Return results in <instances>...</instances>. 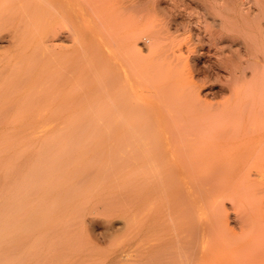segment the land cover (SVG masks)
I'll return each mask as SVG.
<instances>
[{"label": "bare ground", "instance_id": "1", "mask_svg": "<svg viewBox=\"0 0 264 264\" xmlns=\"http://www.w3.org/2000/svg\"><path fill=\"white\" fill-rule=\"evenodd\" d=\"M256 2L258 3V13L261 12L260 14H264V0H257ZM137 9H138L137 3L134 0H0V47H6L8 43H12V46L15 44L19 45V50H18L19 52L17 53V48L15 50L16 51L15 53L17 54V57L15 58V62H12L14 66L13 67L10 66L11 68H9L10 69L9 71L10 72L12 71V72L11 73L8 72V74L5 75L6 78L4 77L3 79L2 77V81L0 82V100L5 101V104H7L8 102H11L9 100L15 98V96L17 95L18 99H16L15 101H12L11 104L13 105V102H16L17 100L20 101L19 103L20 108L19 106L18 108H12V105H9V104L7 106L5 105L4 107H1L0 116L5 115L7 117V115L9 114H11L12 116H14L15 114L16 115L21 114L22 116L24 114L25 116L30 115V117H32L31 115L33 116L39 115L40 113L39 110H35L34 108L32 109V106H35L34 104L35 103L37 104L39 99L42 97L40 96L41 95L40 93H46V91L47 93H49V90L44 89L45 91L42 90L43 92L39 91L43 89L44 85L42 84L45 83V81H43V83L39 81L40 83H42V84H39L41 89L38 88V86L36 87V85L38 84L37 80L39 78V74L38 76L36 74L34 75L33 71L31 70L32 68L34 69L33 66L38 65L39 61L37 62V64H35L36 62L35 60V62H33L34 64L32 63L33 65L30 63L34 60V58H36V56L37 58L38 57L42 58L47 54L52 56L53 52L55 51L54 52L55 57L57 56L58 58H60V61H62L61 59L64 58L65 56L75 57L76 52H78V55H76V58H77L76 61H77L79 57L91 54L92 52H98L100 57L103 58L105 56V54L101 51V47H103V50H105V53H107V57H105L103 61L107 60L109 69L104 71L103 73H100L99 75L102 74L101 76H97L96 78L93 77V79L90 73L89 74H90L91 79L88 78L87 75L81 76L82 78L80 79V82L82 83L79 82V79L77 83L78 82L80 84L85 83L82 87L78 85L79 83L78 84L76 83L75 85L72 84L73 86L72 88L69 86L70 90H69V87L66 86L67 90H69V92L66 93L67 95H65L66 98L68 97V94L70 92L73 93L72 91H74L76 96H79V97L75 98L74 96L73 99L70 98L71 100L67 99L65 101L63 98H60V102H56V103H59V106H60V108L59 106L57 107L59 109L57 112L60 111L61 114L64 112H67L73 115V113L76 114L77 110H79V109H75L74 107L84 105L83 113L80 112L81 115L82 114L83 115L85 114L86 116L92 115L93 117L99 116L97 119L95 118L97 121L99 118L100 119L102 118V120L104 121L103 135L101 136L100 139L96 138V135H95V139H94V136H93V139L96 141V143L98 142L96 139L102 142V143L100 142L98 143H100L99 145H102L103 147L101 150L103 151L102 156H104V154L109 156V157L108 156L105 157L106 162H109V161L112 162L114 160L113 161L114 165L115 164H118V166L122 165L123 167L127 169L133 167L134 169H136L137 174H140L138 176L141 179L139 184L141 185L142 191L141 192L138 191L139 192L138 197L144 194L143 190H145V186L148 183H150V182H147V180L151 181V178H154V182H155L154 183L152 181L154 185H151L150 187L152 188L148 189L149 197L150 195L152 196L151 198L152 202L156 198L155 197L156 195L158 196L160 194L164 195L166 196V197H163L165 199L170 194L174 195L173 198H171L170 202L166 201L165 205L163 204L159 205L156 203L150 204L151 200L148 198L147 200L149 202L147 200L146 201L149 203L151 207L154 205L152 207L153 209L150 207L152 209V211H150L151 209H148L144 205V207H146L150 211L151 214L150 215L148 214V216L147 214H145L146 216L143 217L141 216V214L143 215L144 211L147 209L146 208L144 209V207H142L143 209L141 211L143 213H140L141 220H138L139 222L141 221V224L139 223L137 225V222L135 223L137 228L134 227L135 224L133 225L129 224L132 221H134L132 220L130 222L129 219L131 218L129 219L127 218L126 220L123 219L122 217L114 218V212H116L117 210L115 211V209L114 210L112 209L106 213V215H109L108 217L106 216L107 218L101 219L99 221H97L96 219H91V218L86 219L85 214H83L84 212L83 213L80 212L79 222H81V224L79 222L77 223L83 226L82 228L76 225L78 227L76 229H74V227L73 229L68 228V230H67V227L66 229H62L61 226H60L61 229H55L56 224L55 223L53 224L55 215L60 213L59 212L60 210L64 211V209H62L61 207L57 208V205L59 203L55 205V200L58 199V197L55 195V184L50 183L49 185H47L49 183L48 182L46 184L47 186H45L44 182L46 181H44L43 183L37 182V184H32L31 182L32 180L28 179L30 175L29 172H28L29 175H26L25 171L27 168L28 169L35 168V169L40 170V174L43 175L44 177H47L46 176L47 174L55 172V170L57 169L55 167L56 165L55 163H58V162L61 163L64 161L62 158V156L65 155L64 152H66V154L68 152L69 154V151H70L68 149L69 142H68L67 136L66 137H64V135L61 136V134L59 137H55V135L54 136L50 135V137L48 136V138H43V140H40V138L37 136H33V135L28 136V138H25L27 140L23 142L21 146L18 147L19 149H16L15 151H13L12 149V153L11 152L9 153V159H8V163H9L8 169L10 170V175L8 174L9 179H10V176L17 179V177H19L20 175L21 180H23V182L21 181L22 184H20V181H17L15 179L10 180L12 181L10 182L11 186L9 188L7 187L8 189H6V190H9L8 191L9 195H7L8 196V199H7L8 200V203H7L8 213L7 214L9 218H7L8 222L5 223L6 224L5 227L9 226L10 232L9 230L7 231L5 230V232H7L6 235H10V238L9 240H7V242L3 243L4 245L2 244L3 246L0 245L1 248L5 247V249L7 250V253H5L7 256L4 257V259L6 260V264H10V263L17 264L19 262L23 263L26 260H28L26 264H205L206 261H209L210 262L209 264H264V209L260 208V206L262 205H261V202L258 201L259 199L257 200L258 197H255L258 202L253 198L255 194L253 197L251 196L250 198L251 199L253 198L252 200H254L253 201L254 203L256 202L260 204L259 206L257 205L258 207L255 204H253L252 200L251 202L248 200L249 198L248 194H246L248 198L246 197V195L245 197H243L244 200L246 199L248 200L246 203L248 202L249 204L252 203L254 205V208H257V209L253 208V210L251 209L252 211L250 210L251 212L250 211L248 212L246 219L243 220L242 223L239 225L240 227L238 228V230L235 229L234 227L228 226V224H223L220 220L222 218L218 219L220 221H217V219L215 218L216 220H214V222H217L218 225H222L217 230V232L219 233V236L217 233H214L216 231V230L214 231V229L218 225L216 226V225L211 224L209 220L206 218V216L205 218L201 217V219L192 220V218H194V215L191 213L192 214L191 217L187 216L188 214L186 215L183 211V212H180L176 216V220L175 219L173 220V223L171 224L172 227L167 226V225H170L168 223L169 221L167 222L168 224L165 225L163 223L164 220H162L161 218L162 210H164L163 208L165 209L167 208L169 210L171 209L172 206L180 205V207L184 206V208L182 207L183 210H185V208L197 210L204 206L203 201L205 198L212 199L214 203L215 198L213 199V196L218 194L219 190H221L222 188L221 187L219 188L220 185L218 187L212 186L214 185L215 182H217V181H215L214 183L212 182L213 180H215V178H218L216 174L214 173L211 174L213 177L214 175H216V177L212 181H209L212 178L211 175L208 176L207 174L208 177H200L201 176L200 171L204 167L209 166L215 169L217 168L216 166L222 165L224 167L222 168V170H220V172L223 171L224 173V172L233 171L237 167L243 166L244 168H246L249 165L251 166L256 165L257 163L260 162V161H256L257 156L255 158L256 153H254V149L256 148V143L260 141L262 137H264V77L263 75L258 73L259 75H261V80H260V76H258L259 78L256 77L258 81L259 80L260 81L258 83L256 81L255 82L256 84H253L252 88L248 85L251 89L248 88L247 86L245 88V89L248 88L246 91V90H243L244 88L241 85L242 83L241 79H240L241 83L240 84L238 83V85L240 86L238 88H235V86H237L236 84L237 76L236 77L234 76L233 83L235 82L234 84L236 85H234L233 90L231 89L232 95L230 96V99L227 100L226 105H224V108H226V110L224 109V111L226 112L223 111L224 112L223 114H225L224 120L226 119V121H228L227 119L231 118V121H230L231 123L228 122V125L229 123L230 125L228 126L226 124V127L222 128L220 132L221 135L220 134H219L220 136L218 135L219 137L218 136L213 137L214 135L204 136L201 131L202 129L198 128L199 122L201 121L202 123L203 121L201 120L202 116L200 117L201 111L205 110V106L203 102L198 98V94H197L198 88L201 86V83H200L201 80L199 79L196 80L193 78V76L187 75V76H182V77L177 76L173 78H168L160 82L158 80V82L156 83L155 82L153 83V81L148 83L141 75H138L136 73L135 66H142L147 62L144 61L145 60V57H144L143 64L141 65L142 60L141 61H139L140 59L138 60L140 55L137 56L138 58H135L137 54L133 56L134 54L133 52H135V49H134V46L131 47V44H130L131 40L141 35L146 38H150L154 36V34L150 32L151 29L148 23H146L147 16H144V20L146 21H142L141 17L143 14L139 15L138 13L139 10ZM136 14H137V17H136ZM187 21L185 22L189 24L190 21L192 20H190L189 22ZM78 22H81V24H78ZM105 22H107V24L104 26V28H101L98 26V23H105ZM62 26L71 27L70 29L72 30V32H69L70 31L69 28L68 29L66 27L64 28L67 31L69 30L68 32L71 33V38H72L73 43H75V45L59 44L61 32L62 30H65ZM197 26L198 28L200 27L199 25ZM61 27L63 29H61ZM251 31H252L251 32L252 35L249 33V35H251L250 40H253V43L255 42L254 44L255 46L258 45L256 46L257 50L261 52L260 54L259 53L258 54H259L261 61H263L264 59V28L261 25H259L258 27L251 28ZM210 35L211 34L209 32V36ZM254 38L256 40H254ZM26 39H29V40L33 39L35 40V42L27 43ZM53 39L55 40V44L53 45L47 44V42ZM111 40H114L117 50H114L113 47L111 46V42H110ZM86 43L90 44L89 48L86 45ZM84 45L87 46L88 51L83 54L80 50L83 48ZM15 46H13V49L15 48ZM6 48L4 49L5 52L7 51V54L5 55L6 58L4 57L0 58L1 64L3 63L2 61L4 59L11 60V58L13 57L11 55L12 48H9L8 46ZM128 49L130 51L132 50L131 54L130 52H127ZM27 52H30V56L28 59H32V61L30 60L28 64L29 67L31 66V69L28 67L26 69L23 68L25 71L23 70V72L18 73L20 71V70L18 71V69L20 68V66H22L21 62H23V59L25 58V54ZM247 54H245L244 56H246ZM50 56L47 55L46 57L49 58ZM87 58L88 56L86 57V59ZM28 59L27 61H29ZM82 59L84 60L85 57ZM255 60L253 59V61ZM60 61L58 59V62ZM64 61L62 65H64ZM46 62L44 63L47 66L48 62L47 63ZM68 62L70 61L68 60ZM241 62H244V61H241ZM89 63L86 65H88V67L91 68ZM244 63H241V64L246 65V63L248 64V61H246L245 64ZM237 64L235 65L237 66ZM68 66L67 67L63 66V68L61 67L60 69H64V68L66 69L68 68ZM127 66H131L132 69H128ZM251 66H254V65L251 64ZM2 67H0L1 68L0 69V79H1V73L3 74V72H5L7 69L6 67L8 66L5 64V68H4L5 71L2 69ZM75 67H78V66H75ZM41 68H42V65H41ZM41 68L39 70L42 71L43 68L42 69ZM70 68L71 69L68 73L71 72L70 73L71 75L73 72L71 70H73L74 67L72 66ZM16 70L18 72H16ZM52 71H54V69H52ZM59 71L56 70V72L55 71L54 72L58 73ZM54 72H51V74ZM12 73H14V75ZM59 74H61V76L60 75L59 76L63 79L64 77L69 76V75L64 76L65 74L64 72L59 73ZM262 74H264V72H262ZM45 75H47V76H44L46 78L48 76L49 77L52 76V75L50 76V74L48 75V73ZM96 75L97 73L96 74L94 73L93 76H96ZM60 77L59 78L56 77L55 78L56 80L55 79L53 80L55 82L53 83L52 81L51 83L52 85L50 84L48 86L51 88L52 86L57 84V80L60 79ZM69 77L71 79V76ZM73 77L71 80H73ZM248 77H250V75ZM46 78H44L43 80H46ZM68 78H65V79L68 80ZM12 79L18 80L17 82H19V84L17 82L13 83L14 81H10ZM50 79L52 80V78ZM66 80L65 82L68 83L69 81L67 82ZM71 80H70V83L71 82L74 83L76 78L74 79V81H71ZM5 81L10 82V83L12 82V83L3 85V82ZM47 81L49 82L50 80H48L47 78ZM47 81L45 84L46 86L48 84ZM92 81H96L97 83L95 82L96 84H93ZM61 82H63L62 79H61ZM21 83L22 85H20ZM58 83H60V81ZM76 85L77 87H79V90H77ZM61 86L60 88L62 89V87L64 86L62 87ZM49 87H46V88L48 89ZM57 88L55 91L56 93L55 94L53 93V95L56 97H57L58 91L61 90L60 88L59 89ZM51 89L53 90L54 88L52 87ZM63 90L65 91L66 89H63ZM59 93H63V92L59 91ZM46 94L45 96L48 95ZM49 95H51V99H53L54 96L52 94H49ZM247 95L250 96L251 98H249ZM71 96L73 95H70V97ZM245 98L251 99V101H248L250 102L248 103V105H244ZM89 99H94L95 101L99 99L100 101L99 100L98 101L101 103L98 104L99 102L98 103L96 102L97 106L91 105L93 103L89 104L88 103ZM31 100L32 101L36 100L37 102L35 101L34 104L31 103L33 104L31 105L29 104L30 102H32ZM53 100L55 101V99ZM26 105H28L29 107L31 105L30 107L31 109L26 108L25 107ZM41 105H43V102ZM54 105L56 106V104ZM222 105H223V102H222ZM216 107H218V105H216ZM38 108L40 109L39 106ZM217 109L219 110V108ZM53 111H56V108ZM55 114L57 113H54V115ZM216 114L219 115L220 113H216ZM85 115L83 117H86ZM180 115L183 116L182 117L183 123L180 122L181 124L179 125L180 120L175 119V118L177 116L178 118H180L181 117ZM204 116L205 115H203V118ZM236 117L240 120V123H238L239 120L237 119L238 121L235 124L238 123V125L234 124L233 126L231 124H232L233 119ZM222 119H221V122H223ZM210 122H212V120ZM221 122H219V126H221ZM251 122H253V125H254L253 128L256 129V127L259 126L258 131L255 133L248 132L249 129L247 128V125L250 124ZM88 123L90 122L88 121L87 124ZM256 123H258L257 126L255 125ZM202 124H200L199 126L203 127L204 124L203 125ZM181 125L182 126L189 125V126L187 130H185L186 128L184 129L182 127L184 130L181 131L182 128L181 130L179 128L181 127ZM100 126L102 127V125ZM100 126L98 127V129L100 128ZM214 126H213V129L216 126H218V123L216 124L215 127ZM89 127L90 128L92 127L91 124L89 125ZM89 131L87 129V133L85 131L84 132L87 135H89L88 134ZM250 131H252V129ZM90 133L92 135L91 131ZM84 134L83 136L86 135ZM75 136L76 135H74V137ZM74 139L77 140V138H74ZM74 139H73V143H74ZM93 139H91L92 142L94 141ZM70 140L72 139H69V141ZM84 141H85L84 145L82 143V145H73V146H76L75 149H77L78 147L82 148V150H84L83 152L86 153L88 152V149H90L89 148L90 146L88 147L87 145L91 141L89 139L87 140L85 139ZM261 142L263 141L261 140ZM94 146L96 145L93 144L92 146L93 148L91 147L93 150V154H95L96 152V151L94 152V149H95ZM98 150L100 151L99 148ZM256 152L258 153L259 149ZM79 154L85 156V154H82V151ZM79 154L77 156H79ZM96 154L94 155L95 159L96 157L101 158V154H99L100 156L98 155L96 156ZM258 154H261V153H258ZM72 156L70 157V159L72 158ZM90 156H93V155H90ZM244 159H247V162L242 163V160ZM117 161L118 163H116ZM261 161L264 162L263 159H261ZM80 162L82 163V161ZM93 162L94 160L91 161L92 163L91 167L95 165L94 163H96V162L94 163ZM70 163H71V160H70ZM104 163H105V160H104ZM30 165H33V166H30ZM67 165H69L68 162H67ZM89 165H86L85 169L88 168ZM106 165L108 166V164ZM82 166L84 167V165ZM102 166L100 165L99 167L102 168ZM91 167H89V170ZM99 167L98 169H100ZM94 168H92V170ZM109 169L104 168V172L105 170L107 171ZM116 169L118 170V168ZM89 170L87 171L89 172L87 174L88 176L89 174H91L90 173L91 170L90 171ZM94 170L96 171V169ZM128 171L127 173H129ZM58 172L60 173L61 171H58ZM114 172L117 173L116 170ZM59 173L57 174L59 175ZM96 173H99V171H97ZM245 173H248V172H245ZM73 174L74 173L72 171V175ZM125 174L123 176H125ZM120 175L118 176V178L120 177ZM91 176H92L91 179H93L94 174ZM96 176L98 177L99 175H96ZM220 176H222V174H220ZM33 177L36 180L35 176ZM74 177L75 175L72 178ZM185 177H190V178L186 180ZM94 178L96 177L94 176ZM100 179L101 177L99 178V180ZM221 179L219 181H221ZM99 180L96 182H100ZM110 180L111 179H109V181ZM15 181H17V183ZM55 182H52V183H55ZM106 182L109 183L108 181ZM122 182L120 183L122 184ZM130 182L131 181L129 179L128 183ZM210 182L212 183V185ZM18 184L20 187L18 186ZM97 184L98 183H96V185ZM124 184L126 185V182L125 183L123 182V185ZM111 185H113V183ZM215 185H218V184L215 183ZM227 185L229 184L227 183ZM91 186L96 187L93 184ZM114 186H115V183H114ZM118 186H115L116 189ZM115 187L112 189H115ZM134 187L136 188L135 185ZM138 187L140 188L139 185ZM65 188L67 189V187ZM71 188H74V187H71ZM227 188L229 189V187ZM227 188L226 190L224 189L223 192L228 191ZM237 188L238 189L241 188L243 190L242 186L241 187L237 186ZM66 189L64 190L66 191ZM121 189H123V187H121ZM233 189L231 191H233L234 194L235 193L238 194V192L235 191V189L234 190ZM241 189L239 190L241 191ZM244 190L246 189L244 188ZM68 191L70 192V190ZM132 191H135V190L132 189ZM109 192H111V190H109ZM242 192L244 193V191H241V193ZM75 193L76 192H74V195H76ZM127 194H128L127 192L124 193V196H126ZM134 194L137 196L136 192ZM134 194H132L131 197H134L135 196ZM238 196H235V197H238ZM229 197L233 198L234 201L238 200V198L235 199V197H233L232 194ZM129 198L125 200L129 201ZM160 199H162V196ZM261 199L263 198H260V200ZM123 200L124 199H122V201ZM212 200L210 201L212 202ZM65 201H66V198H65ZM240 201L238 200L237 202H240ZM217 202L219 203V201ZM124 203L125 201L123 202V204ZM114 204L115 203H113V206ZM262 204L264 205L263 202ZM242 205H245V204L243 203ZM66 207L68 206H65V211L67 210L69 211L70 209L68 208L70 207H68L67 209ZM263 207L264 206H262V208ZM92 209H94V206L92 207ZM92 209H89L88 211ZM79 210L81 211V208ZM204 210L206 209L204 208ZM211 210H210V213H211ZM2 212L3 214L5 213L4 211ZM214 213L216 212L214 211ZM64 214H66V212ZM67 215H69V212L67 213ZM122 215H123V212H122ZM211 215H213V213ZM215 215L216 214H214L213 216L215 217ZM200 216L198 218H200ZM89 217L93 218V216H89ZM95 217L97 218L98 216L95 215ZM115 217H117V215ZM32 219H39V222L40 221L41 222L38 223L37 225H39V227L40 228L42 227V228L37 231L28 232V230L25 229L24 223L26 221L27 222L32 221ZM98 224H102L103 227L101 230L95 228ZM5 227L3 228L5 229ZM69 227H71V225ZM175 227H178V228L176 229ZM170 228H174V229L171 230ZM96 229L98 231H96ZM219 229L221 230V232H219ZM124 230H126L127 232H124ZM17 232L18 234L16 235ZM212 234L213 236L217 234L218 237L215 238L214 236L215 240H213V238L210 237V235ZM30 240H33L34 244L32 243V245L25 247L27 242ZM5 249L3 248V251ZM3 251L0 252V254L3 253ZM130 255H132V257H134L135 259L132 260L131 263L128 260H127L128 262L124 261V259L125 258L127 259V257ZM4 259H2V262L4 261Z\"/></svg>", "mask_w": 264, "mask_h": 264}, {"label": "rangeland", "instance_id": "2", "mask_svg": "<svg viewBox=\"0 0 264 264\" xmlns=\"http://www.w3.org/2000/svg\"><path fill=\"white\" fill-rule=\"evenodd\" d=\"M134 1L137 3V8H138L137 10H139V12L138 11L137 12L139 13V15L140 14H143L142 17H141V20L142 21H146V20H144V16H147L146 23H148V25H149V27L151 29L150 32L154 34V36L153 37H150V38H146V37H144V36L141 35V36H138L135 39L131 40V43H130L131 44V47L134 46V49H135V52H133L134 53L133 56L137 54L135 58H138L137 56L140 55L139 58H138V60L139 59H140L139 61L142 60L141 65L143 64L144 57H145V60L144 61L147 62V63H145L142 66H135L136 73L138 75H141L146 80V82H148V83L151 82V81H153V83L154 82L156 83V82H158V80L160 82V81H163V80L168 79V78H173V77H177V76L182 77V76H187V75L193 76V78L196 79V80L197 79L201 80L200 81L201 86L198 88V93L197 94H198V98L203 102V104L205 106V110L204 111H201V115H200V117L202 116L201 120H203L202 123L204 125L200 121L199 124H198V128L202 129L201 131H202V133H203L204 136L205 135L206 136H208V135L213 136L214 135L213 137H217L219 134L221 135L220 132H221L222 128L226 127V124L228 125V122L231 121V118L230 119H227L228 121H226V119L224 120L225 114H223L224 112H226V111H224V109L226 110V108H224V105H226L227 100H229L230 99V96L232 95L231 89L233 90L234 89V85H236V84H237V86H235V88H238L240 86V85H238V83L240 84L241 81H242L241 85L244 88L243 90H246L247 91L248 88H250V87L252 88L253 87V84H256L255 83L256 81L258 83L261 80V75H263V77H264V74H262V72H264V59H263V61H261V59L259 57V54L261 52L259 50H257V47H256L258 45L255 46L254 45L255 42L253 43V40H250L251 35H252L251 28L258 27L259 25H261L264 28V14H260L261 12L258 13V3L256 2L257 0H215V1L214 0H134ZM212 1H213V3H212ZM182 9H184V10L187 9V10L184 11ZM188 10H189V12H188ZM136 17H137V14H136ZM138 17H140V16H138ZM187 20H189V21L192 20L189 23L190 25L185 22ZM189 21H187V22H189ZM78 24H81V22H78ZM106 24H107V22H105V23H98V26L101 27V28H104V26ZM196 24L199 25L200 27L198 28V26ZM62 27L63 28L66 27L67 29L68 28L69 29L71 28V27H67V26H62ZM62 27H61V29H63ZM66 31H67L66 29L65 30H62L61 36H60V39H59V44H62V45H70V44H73V45H75V43H73V41H72L71 33H69V32H72V30L71 29H70V31L68 30L69 32L68 31L66 32ZM209 32L211 34L210 36H209ZM249 33L251 35H249ZM54 39L53 40H50L49 41L50 43L47 42V44H49V45L55 44V40ZM254 40H256V39L254 38ZM26 42L27 43H34L35 40H33V39H30V40L29 39H26ZM110 42H111V46L113 47V49L114 50H117L116 49V46H115L114 40H111ZM87 43H86V45L89 48L90 44H87ZM8 44H7V46L9 48H12L11 49V55L13 57L11 58V60L4 59L2 61L3 62L2 64L0 62V67L3 66L2 67L3 70L5 68V64L8 66V67H6L7 68L6 71L4 70L5 72H3V74L1 73L0 82L2 81V77L4 79L5 75L8 74V72L9 73L12 72V71L11 72L9 71L10 70L9 68H11L10 66H12V67L14 66L12 62H15V58L17 57V54L15 53L16 52L15 51L16 48H17V53L19 52L18 51L19 50V45L18 44H15L17 47L15 45H13V46H15L14 49H13L12 43H8ZM86 45H84L83 48L80 50L83 54L88 51V48H87ZM6 47H0V58L1 57L2 58L3 57L6 58L5 55L7 54V51L6 52L4 51V49ZM101 51L105 54V56L103 58L100 57V55L98 54V52H92L91 54H88V55H85V56H82V57H79L78 56L79 59L77 61H76V59H77L76 58V55H78V52H76L75 57H67V56H65L64 58L61 59L62 61H60V58H58L57 56L55 57V53H54L55 51L53 52L54 55L52 54V56H50L49 54H47L48 56H50L49 58L46 57L47 55H45L42 58L40 57L41 59L39 57L37 58V56H36V58H34V60L32 61V59H28L29 56H30V52H27L25 54V58L23 57L24 59L21 58V59H23V62H21V65L22 66L19 65L20 68L18 69V71L19 70L20 71L18 72L16 70V72L21 73L24 70L23 68L26 69L27 67L31 69V66L29 67V65H28L29 62H30V60L32 61V62H30L31 64L33 62H35V60H36L35 64H37V62L39 61L38 65L33 66L34 69L32 68V70H31V71H33V74L34 75L36 74L38 76V74H39V78L37 80L38 81V84L36 85V87L38 86V88L41 89V87L39 86V84H42L43 81H45V83L42 84V85H44L43 89H41L39 91L40 92H43L42 90L45 89V90H49V93H47V91H46V93L48 95L46 93H40L41 94L40 96H42V97L39 99V101H41V102L38 101L37 104L36 103L34 104V102L36 100L35 101L34 100L33 101L31 100L32 102L29 103V104L33 103L35 105V106H32V109L34 108L35 110H39V112H40L39 115H36V116L31 115L32 117H30V115H26L25 116L24 114L22 116H21V114H17L18 116L16 114L14 116H12L11 114H9V115H7V117L5 115H1L0 116V199H2V200H0V208H1L0 209L1 210L0 211V216H1L0 217V221L2 222V223L0 222V230H1L0 231V236L2 237V238L0 237V240H1L0 245L1 246H3L4 245L3 243L4 242H7V240H9V238H10V235H6L7 232H5V230L6 231L9 230V232H10L9 226L5 227L6 226L5 223L8 222V219L7 218H9L8 217V214H7L8 213V204H7L8 203V200H7L8 199V196L7 195H9L8 194V191L9 190H6V189H8L11 186V183L10 182H12V181H10V180L15 179L17 181H20V184H22L21 181L23 182V180H21L20 175H19V177H17V179L16 178H13L12 176H10V179H9V175H10V170L8 169L9 168L8 167L9 166V163H8L9 153L10 152L12 153V149H13V151H15L16 149H19L18 147L21 146L22 143L27 140L25 138H28V136H32V135L39 137L40 140H43V138H48V136L50 137V135H52V136L55 135V137H59L60 134H61V136L62 135H64V137L67 136V139H68V142H69V144H68V149L70 150V151L68 150L69 151V154H68V152H67V154H66V152H64L65 155L64 154H63L64 156L61 155L64 161L61 162V163H59V162L58 163H55L56 164L55 167L57 168V169L55 168L56 169L55 172L50 173V174H47L46 175L47 177H44L43 175L40 174V170L35 169V168H29V169L27 168L26 171H25L26 175H29L30 174L29 177L28 176L27 177H28V179L32 180L31 181L32 184H37V182L38 183H40V182L43 183L44 181H46V182H44L45 186L49 185L50 183L51 184H55V195L58 197V199H57L58 201L55 200V205H57L59 203L57 205V208L58 207H61L62 209H64V211L60 210L59 211L60 213H58L57 215H55V219H54L55 221L53 220V224L54 223L56 224L55 225V229H61V228L62 229H66V227H67V230H68V228L69 229L70 228L73 229V227H74V229H76L78 227L82 228L83 226H81L80 225L81 222H79V220H80L79 219L80 218V216H79L80 212L81 213L84 212L83 214H85V218L86 219L87 218L88 219L91 218V219H96L97 221H99V220L104 219V218H107L109 216V215H106V213L109 210H112V209L114 210L115 209V211L116 210L117 211L114 212V218H120V217H122L125 220L127 218L128 219L131 218V219H129V221L130 222L132 220H134V221H132L131 223L128 222L130 225H133L136 222H137V225L139 223L141 224V221L140 222L138 221V220H141L140 219L141 216L145 217L146 216L145 214H147V216H148V214L149 215L151 214L150 211H152V209H153L152 207L154 205L151 207L149 205V203H148L149 201L147 199L149 198L151 200V198H152L151 195L149 197V191H148V189L149 188H152V187H150L151 185H154V183H155L154 182V178H151V181L147 180V182H150V183L147 184V182H146L147 185L145 186V190H143V193L144 194L142 196L138 197V193L141 192L142 190H141V185L139 184L140 181H141V179H140V177L138 175H140V174H137L136 169H134L133 167L127 169V168L123 167L122 165L118 166V164H115L114 165V162H113L114 160L112 161L113 163L111 161L106 162V158L105 157L108 156V155H105L104 154V156H102V154H103L102 152L103 151H101V150H102L103 147H102V145H99L102 142L100 140H98V139L101 138V136L103 135V132H104L103 131L104 121L102 120V118L101 119L99 118L98 121H97L96 119L99 116H94L93 117L92 115H87L86 116L84 114L86 117H83L84 115L83 114L81 115L80 112L83 113V111H84V105L74 107L75 109H79V110H77V113L76 114L73 113V115L71 113H67V112H64L62 114L60 113V111L57 112L59 110L57 108L59 106V103H56V102H60V98H63L64 101H65L67 99L68 100H71L70 98L73 99L74 96H75V98H78L79 97V96H76V94L72 90L71 91L73 93L70 92L68 94V97L67 98H66L65 95H67L66 93L69 92L70 87L71 88L73 87L72 84L75 85L77 83L78 79H79V82H80V79L82 78L81 76L87 75V77L90 78V74H91L92 79H93V77L96 78L97 76H101L102 74L99 75L100 73H103L104 71H106V70L109 69L107 60H104L103 61V59L105 57H107V53H105V50H103V47H101ZM127 52H130V54H131L132 50L130 51L128 49ZM256 52H257V54H256ZM14 53L16 54V56H15ZM245 54H247L248 56L247 55L244 56ZM128 55H129V53H128ZM87 56H88V58L86 59ZM242 56H244V57H242ZM84 57H85V59L83 60L82 58H84ZM247 57H248V59H247ZM13 58H14V60H13ZM45 58H46V60H45ZM70 58H71V60H70ZM27 59L29 61H27ZM58 59H59L60 62H58ZM253 59L254 60L256 59V60L253 61ZM68 60L71 63L68 62ZM5 61H6V63H5ZM63 61H64V65H62L63 64ZM74 61H76V62H74ZM241 61H244L245 63H246V61H248V64L249 65L247 63H246V65H243L241 63H244V62H241ZM44 62L47 63V66H46V64ZM237 62H238V64H237ZM88 63L91 66L92 69L90 67H88V65H86ZM250 63L252 65H254V66H251ZM256 63H258V64H256ZM55 64H57V65H55ZM235 64H237V66ZM41 65H42V68L43 69L41 68ZM16 66H18V65H16ZM63 66H66V67L68 66V68H66L67 70L65 68L64 69H60L61 67L63 68ZM72 66L74 67V69L72 68L73 70H71V71H73L72 72L73 75L72 74L70 75L71 72L70 73H68V72L70 71V69H71L70 67H72ZM75 66H78V67H75ZM255 66H256V68H255ZM40 68L42 69L43 72L41 70H39ZM89 68H90V70H89ZM127 68L128 69H132L131 66H127ZM44 69L45 70L47 69L46 70L47 72ZM52 69H54L55 72H56V70L59 71V69H60V71L58 73H55L54 71H52ZM74 70H75V72H74ZM1 72H2V70H1ZM51 72H54V73L51 74ZM63 72L65 73L64 76L69 75V76H71V79L74 76L73 77V80H71L69 76H67V77H64L63 76L64 79L61 78L60 77L61 74H59V73H63ZM91 72L93 73V75H94V73L95 74L97 73V75L96 76H93ZM47 73H48V75L50 74V76L51 75L53 76V77L52 76L51 77H49V76L47 77L48 80H50L49 82L47 81V78L44 77V76H47V75H45ZM235 73H236V75H235ZM258 73L261 74V75H259ZM12 74L14 75V73H12ZM232 74H234V75H232ZM249 75H250V77H248ZM37 76H35V77H37ZM234 76L235 77L237 76V83L236 84H234L235 82L233 83V79H234L233 77ZM258 76H260V80L259 81L257 79V78H259ZM56 77L57 78L60 77V79H58L60 81V83H58L59 81L57 80V84L54 85L56 87L52 86L54 88L52 90L51 89L52 87L50 88L48 85H50L52 83V81ZM44 78H46V80H43ZM50 78H52V80ZM65 78H68V80H66ZM75 78H76L75 82L74 83H72V82L70 83V80L71 81H74ZM61 79L63 80V82H61ZM240 79H241V81H240ZM15 80L16 79H12L10 81H14L13 83H15V82L18 81V80H16V81ZM65 80L67 82L68 81L69 82L66 83ZM238 80H239V82H238ZM39 81L42 82V83H40ZM46 81L48 82L47 86L45 85L46 84ZM5 82H7V81H5ZM5 82H3V85H7V84H11L12 83V82L11 83L10 82L5 83ZM54 82L55 81H53V83ZM95 82L96 81H92L93 84H96L97 83V82L96 83ZM17 83L19 84V82H17ZM80 83H82V82H80ZM80 83L78 84L80 87H82L85 84V83H83V84H80ZM251 83H252V85H251ZM59 84H60V86L62 85L64 87L61 86L62 87V89H61L60 86H59ZM20 85H22V83ZM45 86L46 87H49V88L47 89ZM66 86L67 87L70 86L69 87V90H67V87ZM247 86H248V88L245 89ZM76 87H77V85H76ZM56 88L57 89L60 88L61 90H59V91L60 92H63V93H59V91H58L59 96L57 94V97L53 95V93L54 94L56 93L55 92L56 91ZM63 89H66L67 91L65 90L66 91L65 92ZM77 90H79V87H77ZM64 92H65V94H64ZM45 94L47 96H45ZM49 94H52L54 97H56V98L53 97V99H55V101L53 99H51V95H49ZM70 95H73V96L70 97ZM247 96H246V98H247ZM17 97L18 96L16 95L15 98H13L14 100L13 99L9 100L11 102H8L7 104H5V101L0 100V108L1 107H4L5 105L7 106L8 104L9 105H12L11 104L12 101H15L16 99H18ZM248 97L251 98L250 96H248ZM246 98H245L246 101L244 100V105H248V103H250L248 101H251V99H246ZM63 99H61V100H63ZM98 100L99 99H97V101H95L94 99H89V102L88 103L89 104L90 103H93L91 105L97 106L96 105V102L98 103L100 101V100L99 101ZM50 101H51V103H50ZM42 102H43V105H41ZM222 102H223V105H222ZM19 103H20L19 100H17L16 102H13L12 108H18V106L20 105ZM100 103L101 102H99L98 104H100ZM33 104H31V105H33ZM54 104H56V106ZM31 105H30V107H31ZM216 105H218V107H216ZM38 106L40 107V109L38 108ZM25 107L28 108V109H31L28 105H26ZM19 108H20V106H19ZM55 108H56V111H53ZM59 108H60V106H59ZM217 108H219V110ZM43 110H44V112H43ZM54 113H57L59 115H57V114L54 115ZM65 113H67V114H65ZM216 113H220V114L218 115ZM206 114H208V115H206ZM40 115H42V116H40ZM203 115H205L204 118H203ZM211 116L214 119H212ZM182 117L183 116H181L180 118H178V116H177L175 118V119L180 120L179 121V125L181 124L180 122L183 123ZM215 119H217V120H215ZM221 119H222V121L224 123L221 122ZM237 119H238L237 117L234 118L231 125L234 126V124L239 120V119L238 120ZM178 120H177V122H178ZM211 120H212V122H210ZM234 120H235V122H234ZM88 121L90 123L87 124ZM208 122H210V123H208ZM219 122H221V126H219ZM92 123H93V125H92ZM217 123H218V126H216ZM230 123H229V125H230ZM238 123H240V120H239ZM238 123L235 124V125H238ZM90 124L92 126L91 128L89 127ZM200 124H202L203 127L199 126ZM214 124H215L216 127L214 126ZM257 124L258 123H256L255 125L257 126ZM100 125H102V127ZM212 125L215 127L214 129H213V126ZM222 125H224V126H222ZM99 126H100V128L98 129ZM186 126H182L181 125V127H179V128L181 130V128L183 127L184 129L186 128L185 130H187V128H188L189 125L187 127ZM253 127H254L253 122H251L250 124H248L247 125V128L249 129L248 132L255 133V132L258 131V127L259 126L256 127L257 130L255 128H253ZM183 128H182L181 131L184 130ZM250 128L252 129V131H250L251 130ZM87 129H88V131L91 129L90 131L92 132V135H91L90 131L88 133L89 135L86 134L87 133ZM97 132H98V134H97ZM199 132H200V130H199ZM216 132H218V133H216ZM79 134L81 135V137H80ZM83 134L85 136H83ZM74 135H76V136L74 137ZM90 135H91V137H90ZM95 135H96V138H98L96 140L98 142H100V143H98V142L96 143V141L94 140L95 139ZM93 136H94V139H93ZM74 138H77V140L78 139L79 140L77 141ZM80 138H81V140H80ZM69 139H72V140L69 141ZM73 139H74V143H73ZM85 139L86 140L89 139L90 141H91V139L94 140L93 142L91 141L93 144L96 145V146H94L95 147L94 152L95 151L97 152V154L95 152L96 156L97 155L100 156L99 154H101V158L99 157L100 159L97 158V157H96L97 160L95 159V156H94L95 154H93V150H92L93 144L91 142H89V141H88L89 144L87 146L88 147L90 146L89 147L90 149H88V152L84 153L83 152L84 150H82V148H79V147L77 149H75L76 146H73V145H82V143L84 145V143H85L84 140ZM261 140L263 142H261ZM75 142L78 143V144H76ZM10 144H12V145H10ZM98 146H100V147H98ZM81 147H83V146H81ZM97 147L100 149V151L98 150ZM258 149H259V152L258 153H261V154H258L256 152ZM71 151H73V152H71ZM81 151H82V154H85V156L79 154ZM98 151H99V153H98ZM254 153H256L255 158L257 156L256 161H260V162L257 163L256 165H252V166L249 165V166H247L246 167L247 169L244 168L243 166H241V167H237L233 171H229V172H224L223 173V171L220 172V170H222V168L224 167L222 165H218L220 167V169H219L218 166H216L218 169L217 168L213 169L212 167H209V166L204 167L200 171V173H201V176L200 177H208V176H210L211 174L214 173V174L217 175L218 178H215L216 175H214V177L211 175L212 178L209 181H212L215 178V180H213L212 182L214 183L215 181H217L218 183L217 182H215V183L218 184V185H215V183H214V185H212V183L210 182L211 185L214 186V187L215 186L218 187L220 185L219 188L220 187L222 188L218 192L219 195L216 194L217 196L216 195L213 196V199L215 198L214 199V203H213V200L212 199L205 198L204 201H203V205L204 206L202 208H200V209H197V210L190 209V208H188V209L185 208V210H183L182 207L184 208V206H181L180 207V205L179 206H172L171 207L172 210L171 209L168 210L167 208L166 209L163 208L164 210H162V214H161V218H162V220H164L163 223L165 225L169 223L170 225H167V226L172 227L171 224L173 223V220L174 219L176 220V216L180 212H183L184 211V213L186 215L188 214L187 216H190L191 217L192 214L194 215V218H192V220L201 219V217L202 218H205V216H206V218L209 220V222L211 224H213V225H216V226L218 225L217 222H214V220L217 219V221H220L221 220V222L223 224H228V226L234 227L235 229L238 230V228L240 227L239 225L242 223L243 220L246 219V217L248 215V212L251 209L253 210V208H254V205L253 204H255L256 206L257 205L258 206L260 205V204H258L256 202L254 203L253 202L254 200H252L253 198L256 200L255 197H258L257 200L259 199L258 201L261 202V205L262 206H264L262 204V202L264 203V162L261 161V159H263V161H264V157H263V155H264V137H262L260 139V141H258L256 143V148L254 149ZM78 154H79L80 157L77 156ZM90 155H93V156H90ZM71 156H72V158L70 159ZM76 156L78 157V159H77ZM73 158H74V160H73ZM82 158H83V160H82ZM69 159L71 160V163H70V160ZM93 160L96 163L93 162L95 165H93L91 167V165H92L91 161H93ZM104 160H105V163H104ZM66 161L69 163V165H67V162ZM80 161H82V163ZM79 162H80L81 165L79 164ZM110 162H111V164H110ZM245 162H247V159L242 160V163H245ZM83 163H85V164H83ZM89 163H90V165H89ZM103 163H104V165H103ZM116 163H118V161ZM99 164L101 166L103 165L102 168L99 167L100 166ZM106 164H108V166ZM82 165H84V167ZM86 165H89V166H88V168L85 169V166ZM30 166H33V165H30ZM97 166L100 169H98ZM89 167H91L90 168L91 171L89 170ZM92 168L96 169V171L94 169L92 170ZM104 168L105 169L111 168V169H109L107 171L105 170V172H104ZM116 168H118V170ZM101 169H102V171H101ZM29 170L31 171L32 175H31V173H30ZM88 170L91 173V174H89V176L87 175L89 173V172H87ZM115 170L117 171V173L114 172ZM130 170H131V172H130ZM58 171H61V172L59 173ZM72 171L74 173L73 175H72ZM97 171H99V173H96ZM127 171L130 174L127 173ZM244 171L245 172H248V173H245ZM28 172H29V174H28ZM68 172H69V174H68ZM119 172H121V173H119ZM57 173H59L60 176ZM62 173H63V175H62ZM123 173L125 174V176H123L124 175ZM131 173H132V175H131ZM93 174H94V176L96 178H94V176H93V179H91V177H92L91 175H93ZM110 174H112V175H110ZM118 174L119 175L121 174L119 178H118V176H119ZM207 174H208V176H207ZM220 174H222V176H220ZM68 175H69V177H68ZM74 175H75V177L72 178ZM96 175H99V176L97 177ZM100 175H102V176H100ZM115 175H116L117 179H116ZM129 175H131V176H129ZM248 175H249V177H248ZM33 176H35L36 180L34 179ZM100 177H101V179L99 180ZM112 177H114V178H112ZM189 178L190 177H185L186 180H188ZM47 179H48V181H47ZM67 179H69V180H67ZM109 179H111L112 182H111V180L109 181ZM129 179L131 181L130 183H128L129 182ZM220 179H221V181H219ZM89 180H91V181H89ZM98 180L100 182H96ZM105 180L108 181L109 183H107ZM17 181H15V182L17 183ZM55 181H57V182H55ZM113 181H115V182H113ZM122 181L124 183L126 182V185L125 184L123 185V182ZM52 182H55V183H52ZM92 182H94V183H92ZM120 182H122V184ZM69 183H70V185H69ZM96 183H98L99 185L98 184L96 185ZM112 183H113V185H111ZM114 183H115V186H118V184H119L120 187L118 186L119 188L117 187V189H116V187L114 186ZM133 183L136 186V188L134 187ZM135 183L138 184L140 186V188ZM227 183L229 185H227ZM232 183H233V185H232ZM89 184H90V186H89ZM92 184L94 186H96V187L91 186ZM100 184L102 185V187H101ZM108 184L110 185V187H109ZM67 185H69V186H67ZM18 186H19V184H18ZM223 186L229 187V189L226 187L228 191H224L225 193L223 192V190L224 189L226 190V188L223 187ZM237 186L238 187H241L242 186L243 190L241 188H239V189H241V191H244V193L242 192L244 195L237 188ZM65 187H67V189ZM71 187H74L75 189L74 188H71ZM114 187H115V189H112ZM121 187H123V189H121ZM131 188L133 190H135V191H132ZM233 188L235 189V191L238 192V194L237 193L234 194L233 191H231ZM244 188L246 190H244ZM64 189H66V191ZM90 189H91V191H90ZM68 190H70V192ZM109 190H111V192H109ZM63 191H65V192H63ZM73 191L76 192L75 193L76 195H74V192ZM57 192H59V193H57ZM126 192L128 194L126 196H124V193H126ZM135 192H136L137 196L134 194ZM63 193H65L66 195L63 194ZM155 193H157V192H155ZM58 194L59 195L61 194V195L59 196ZM132 194H134L135 196L134 197H131ZM158 194H159V192H158ZM231 194L233 195V197L239 195L238 197H235V199L238 198V200L240 201V199H241V201L240 202H237L238 200H235L234 201L233 198H231L232 196L229 197ZM246 194L249 195V198H248V196ZM254 194H255V196H254ZM122 195H123V197H122ZM245 195H246V197L248 198V200L250 202L252 200L253 204L252 203L249 204V202L246 203L248 200L246 198H245L246 200H244L243 197H245ZM56 196H55V198H56ZM159 196L156 195L155 196L156 197L155 199L153 197L154 201L152 202V200H151L150 201V204L151 203H154V204L156 203V204H159V205H161V204L165 205L166 204V201H169L170 202L171 201V198H173L174 195L173 194H170L166 199L163 198V197H166L164 195H161L162 196V199H160L161 196L160 197ZM219 196H221V197H219ZM251 196L252 197L254 196V197L251 199L250 198ZM69 197H70V199H69ZM259 197L260 198H263V199L260 200ZM65 198H66V201L67 202L65 201ZM128 198H129V201H126L125 199H128ZM169 198H170V200H169ZM210 198H212V197H210ZM122 199H124V200L122 201ZM133 199H135V200H133ZM210 200H212V202ZM74 201H75V203H74ZM76 201H78V202H76ZM124 201H125V203L123 204ZM217 201H219V203ZM111 202H112V204H111ZM234 202H236V203H234ZM113 203H115L114 206H113ZM128 203H130V204H128ZM243 203L245 205H242ZM144 205L148 209H151V208L152 209L149 211L146 207H144ZM65 206L70 207V208L66 207V209L68 208L70 210L69 211L68 210L65 211ZM93 206H94V209H92ZM262 206H260V208L261 209H264V207L262 208ZM142 207H144V209L146 208L148 211L145 210V211H147V212H145L143 210L144 211V214L143 215L141 214V216H140V213H143L141 211L143 209ZM176 207H178V208H176ZM78 208L79 209L81 208V211ZM136 208H137L138 211L136 210ZM204 208L206 210H204ZM89 209H92V210L88 211ZM254 209H257V208H254ZM84 210H86V211H84ZM173 210H174V212H173ZM177 210H179V211H177ZM210 210H211V213H210ZM2 211H4L5 213L3 214ZM133 211H134V213H133ZM214 211L216 213H214ZM65 212H66V214H64ZM68 212H69V215H67ZM89 212H91L92 214L89 213ZM122 212H123V215H122ZM212 213H213V215L216 214L215 217L213 215H211ZM59 214H60L61 217L59 216ZM203 214H204V216H203ZM219 214L222 215V216H220ZM95 215H97L98 217L96 218ZM116 215H117V217H115ZM5 216H6V218H5ZM89 216H93V218L92 217H89ZM127 216H129V217H127ZM165 216H167V217H165ZM199 216H200V218H198ZM218 216H220V217H218ZM76 217H78V218H76ZM57 218H59L60 221ZM67 218L68 219L70 218L71 220L70 219L68 220ZM220 218H222V219H220ZM218 219H220V220H218ZM28 222L26 221L24 223L25 224V229L28 230V232L37 231V230H39V229L42 228V227L40 228L39 225H37L38 223L41 222V221L39 222V219H32V221H28ZM77 222H79L80 224L77 223ZM67 223H68V225H67ZM57 224H59V225H57ZM70 225H71V227H69ZM60 226H61V228H60ZM220 226H222V225H218L214 229V231L215 230L216 231L215 232L213 231L214 233H217L218 236H219V233L217 232V230H218V228ZM3 227H5V229ZM34 227H35V229H34ZM102 227H103L102 224H98L95 228L101 230ZM134 227H136V224L134 225ZM175 228L177 229L178 227H175ZM97 229H96V231H98ZM170 229L172 230L174 228H170ZM2 232H3V234H2ZM124 232H127V231L124 230ZM219 232H221L220 229H219ZM17 234H18V232L16 233V235ZM213 234L210 235V237L213 238V240H215V238L218 237V236L216 234V235H214L215 236V238H214ZM33 242H34L33 240L28 241L27 244L25 245V247L26 246H29V245H32ZM1 246H0V249H2V250H0V252L3 251V248L5 249V247H2L1 248ZM5 253H7V250L6 249L3 251V253L0 254L1 255L0 256L1 257L0 258L1 259L0 260V264H4V263L6 264V260L4 259V257L7 256V255ZM2 259H4V261H3L4 263L2 262ZM134 259L135 258L132 257V255H130V256L127 257V259L125 258L124 261H126V262L129 261L131 263L132 260H134ZM27 262H28V260L24 261L23 263L22 262L21 263L19 262V263L20 264H26ZM19 263H17V264H19ZM209 263H210L209 261H206L205 264H209Z\"/></svg>", "mask_w": 264, "mask_h": 264}]
</instances>
